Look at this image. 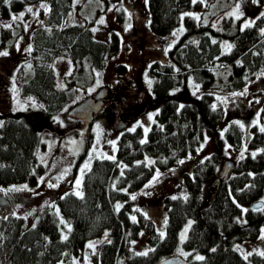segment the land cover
Returning a JSON list of instances; mask_svg holds the SVG:
<instances>
[{
	"label": "trees",
	"instance_id": "trees-1",
	"mask_svg": "<svg viewBox=\"0 0 264 264\" xmlns=\"http://www.w3.org/2000/svg\"><path fill=\"white\" fill-rule=\"evenodd\" d=\"M35 2L44 3L47 12L43 26L29 32L31 75L19 84L18 92L35 98L40 109L0 116V186L32 185L44 173L37 156L39 134L68 99L66 91L54 87L52 60L67 58L79 72L82 63L87 69L101 70L119 50L113 32L105 42L86 25H63L72 0H0V17ZM259 3L264 7V0ZM198 7L193 0H146L149 33L168 35L182 14ZM240 21L221 15L214 23H205L183 16V30L164 54L167 62L154 61L148 69L151 94L159 103L145 137L137 126L124 130L116 141L114 159L89 160L81 194L58 196L52 210L40 212L32 226H26L20 216H0V264H158L178 254L183 264H264V255L252 251L242 255L235 247L264 227L261 207L250 208L264 200V100L251 106L257 115L254 123L249 124L253 115L248 119L244 110L236 112L244 117L243 129L230 119L227 107L214 105L215 90L209 89L238 91L256 71L264 70V11L247 27H241ZM17 35V31L11 36L9 30H1L0 49L9 40L12 51ZM124 71L121 65L115 69L118 75ZM189 79L201 94L192 101L174 99V91L184 88ZM205 136L209 141L213 136L215 143L203 151ZM223 143L240 156L232 161L226 178L210 189ZM157 171L161 176L167 173L181 190L164 194L149 211H135L130 194ZM185 227V238L179 243V232ZM140 237L143 246L134 252L131 244ZM93 240L94 251L84 262L86 244Z\"/></svg>",
	"mask_w": 264,
	"mask_h": 264
},
{
	"label": "rangeland",
	"instance_id": "rangeland-1",
	"mask_svg": "<svg viewBox=\"0 0 264 264\" xmlns=\"http://www.w3.org/2000/svg\"><path fill=\"white\" fill-rule=\"evenodd\" d=\"M196 2L199 7L186 13L205 23L206 21L214 23L222 15L232 18L233 21L241 20L240 26L243 27L246 23H251L255 15L264 11L259 0H204L203 3L196 0ZM28 8H32V12H28ZM22 12L24 13L22 19L12 20L13 15L19 17ZM46 12L47 6L44 3L35 2L25 4L21 10L12 12L7 18L0 17V31L9 30L11 36L18 32L11 42L12 51L9 50V40H4L5 47L0 49L8 52L7 56H0V116L10 112H35L40 109V103L35 98L19 95L18 86L31 75L28 62L29 32L32 27L43 26V15ZM184 15H181L178 25L172 32L166 36L155 37L149 33L146 24L148 16L146 0H72L71 10L66 15L63 25H86L96 38L105 42L110 40L109 34L113 32L118 37L119 50L108 59L105 68L101 70L87 69L82 63L83 68L79 72V68L72 65L67 58L57 57L52 60L50 67L54 76V87L66 91L68 99L62 111L53 116L39 134L37 156L45 168L44 173L32 185L22 182L0 186V216H20L26 226H32L40 212L45 209L52 210L58 196L67 192L81 194L82 174L89 160L94 157H114L116 141L124 130H132L131 128L137 126L142 132V137H145L147 132L145 130L150 128L159 103L151 94L152 77L148 69L154 61L167 62L164 54L178 33L183 30ZM101 19L103 23L99 22ZM118 21H121V24ZM120 65L125 71L118 75L115 69ZM72 78H79L81 82L83 80L85 82L74 84L71 82ZM209 89L215 90L212 92L215 97L214 105L227 107L230 119L246 129L243 118L247 116L249 119L250 115L254 116L251 106L264 100V70L256 71L238 91L221 92ZM99 90H104L102 98L104 105L92 116L86 129L82 130L81 121L70 118L68 111L87 98L94 97ZM200 94L199 87L189 79L184 88L174 91V99L192 101ZM240 110H244V117L236 113ZM233 112L236 114L232 115ZM255 121L257 115L252 118V122H248L251 124ZM211 138L209 141V136H205L201 144L203 151L213 145L214 138L213 136ZM218 152L221 163L217 177L226 162L232 165V161L240 156V152L233 150L228 143H223ZM81 153H84L83 158L76 164ZM74 168L76 169L73 171ZM213 182L210 189L213 188ZM179 190L181 188L167 173L158 177L155 174L131 193L130 198L135 211L145 212L153 209V205H156L164 194L174 195ZM262 201L264 203V200ZM260 210L264 214V204ZM155 216L158 217L159 214ZM262 229L264 227H260L258 234L252 239L235 243V247L242 255L251 251L258 255L264 253ZM186 231L187 227L179 232V243L185 238ZM95 241L86 244L87 254L82 255L84 262L89 261L90 252L94 251L96 245ZM131 245L134 252L140 251L143 237Z\"/></svg>",
	"mask_w": 264,
	"mask_h": 264
},
{
	"label": "water",
	"instance_id": "water-1",
	"mask_svg": "<svg viewBox=\"0 0 264 264\" xmlns=\"http://www.w3.org/2000/svg\"><path fill=\"white\" fill-rule=\"evenodd\" d=\"M104 90L97 91L94 97L87 98L80 104L73 106L68 111V116L72 119H79L81 121V129L84 130L92 120V116L97 114L102 109L103 102L102 98L104 96ZM231 168V164L226 162L222 168L221 173L217 178L214 179L213 184H218L228 175ZM263 205L262 202L256 201L250 205L253 210L259 209ZM259 206V207H258ZM185 261L178 255L168 256L161 260L158 264H183Z\"/></svg>",
	"mask_w": 264,
	"mask_h": 264
},
{
	"label": "snow or ice",
	"instance_id": "snow-or-ice-1",
	"mask_svg": "<svg viewBox=\"0 0 264 264\" xmlns=\"http://www.w3.org/2000/svg\"><path fill=\"white\" fill-rule=\"evenodd\" d=\"M196 2V0H193V3H195ZM201 2L203 3L204 2V0H201ZM5 3H10V0H5ZM43 6V5H42ZM237 8H238V6H237ZM27 11L28 12H32V8H28L27 9ZM23 15H24V13L22 12V13H20L19 14V17H17L16 15H13L12 16V20H16V19H18V18H20V19H22L23 18ZM185 15H188L187 13L185 14ZM100 23H103V19H101L100 21H99ZM8 27H10L11 25H7ZM129 27H130V25H128ZM247 26H249L247 23L244 25V27H247ZM25 27H27V26H25ZM262 33H264V30H262ZM174 35H175V33H174ZM228 48H230L231 47V45H228L227 46ZM31 49L29 48V51H30ZM8 55V52L7 51H0V56H7ZM151 118V117H150ZM145 131H147V129L145 130ZM262 131H264V129H262ZM142 143H143V141H141ZM253 155H255V153L253 154ZM110 159H114V157H109ZM181 163H183V161H181ZM160 175V173L157 171V173H156V176L158 177ZM154 179H156V177H154ZM51 186V185H50ZM133 199H135V197H133ZM238 207H239V205H237ZM117 207H119V205H117ZM259 207V206H258ZM242 211H244V212H246L247 210L246 209H243ZM133 219H135V218H133ZM189 224H191V221L189 222ZM262 232H264V229H262ZM161 235H163V233H161ZM262 239H264V236H262L261 237ZM65 239H66V237H65ZM90 247H91V245H89ZM213 251H215V249H213ZM144 254H146V253H144ZM262 255H264V253H262ZM197 259H203V257H197Z\"/></svg>",
	"mask_w": 264,
	"mask_h": 264
},
{
	"label": "flooded vegetation",
	"instance_id": "flooded-vegetation-1",
	"mask_svg": "<svg viewBox=\"0 0 264 264\" xmlns=\"http://www.w3.org/2000/svg\"><path fill=\"white\" fill-rule=\"evenodd\" d=\"M103 102V101H102ZM103 105H104V102H103ZM103 107V106H102Z\"/></svg>",
	"mask_w": 264,
	"mask_h": 264
}]
</instances>
